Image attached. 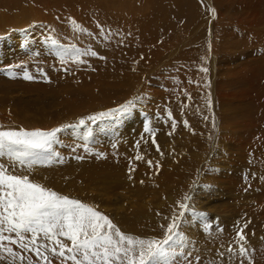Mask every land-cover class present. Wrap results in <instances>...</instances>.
I'll use <instances>...</instances> for the list:
<instances>
[{
  "label": "rangeland",
  "instance_id": "1",
  "mask_svg": "<svg viewBox=\"0 0 264 264\" xmlns=\"http://www.w3.org/2000/svg\"><path fill=\"white\" fill-rule=\"evenodd\" d=\"M19 14L20 24L11 20ZM73 20L93 35L74 32ZM0 25V129L73 125L56 134L50 162L15 174L141 239H162L161 225L190 196L196 214L181 225L184 255L169 264H187L188 253L192 264L197 256L200 264H241L228 246L238 252L242 227L252 264H264V0H0ZM64 45L98 55L62 64L55 52ZM129 100L142 117L133 130L118 131L130 125L122 115L86 119ZM212 177L219 190L208 211L197 187Z\"/></svg>",
  "mask_w": 264,
  "mask_h": 264
},
{
  "label": "snow or ice",
  "instance_id": "2",
  "mask_svg": "<svg viewBox=\"0 0 264 264\" xmlns=\"http://www.w3.org/2000/svg\"><path fill=\"white\" fill-rule=\"evenodd\" d=\"M71 22L74 32L93 35L74 20ZM98 27L103 32L102 26ZM48 39L52 45H59L57 39ZM55 55L63 64L67 62L66 57L79 63L82 62V55L95 57L98 53L91 48L81 51L75 45H64L57 48ZM201 70L205 73L208 71L207 68ZM39 71L45 75L42 69ZM23 78L32 80L33 76L25 71ZM134 107V101L129 100L118 108L96 113L86 119L96 123L104 118L121 116ZM168 118L172 119L171 112ZM85 122V118H81L78 124L84 125ZM184 125L188 126L187 120ZM65 127L73 125H61L48 131L22 127L0 129V159H7V163L0 162V260L7 264H54V261L58 264H169L170 257L184 255L186 234L181 230V225L187 213L196 214L189 203L190 196L178 201L179 212L174 211L167 225H161L164 231L162 239H141L123 233L107 215L80 200L32 182L27 175L15 174L17 167L31 169L34 164L45 160L50 162L57 156L50 149L56 134ZM175 127L176 121L172 120L173 130ZM144 132L155 136L148 122L144 124ZM152 144L159 151L155 138ZM136 147L139 148V141ZM135 159L141 160L143 157L137 153ZM148 164L152 166V161L149 160ZM209 227V224H204L205 230ZM246 240L244 228H239L236 232L238 252L231 244L228 252L238 254L242 258L241 264L244 259L252 264L245 247ZM65 241H70V244ZM178 249L181 251L178 252ZM223 255L221 252L220 256ZM188 257L187 264H192L190 253ZM195 262L200 264L199 256L195 257Z\"/></svg>",
  "mask_w": 264,
  "mask_h": 264
},
{
  "label": "bare ground",
  "instance_id": "3",
  "mask_svg": "<svg viewBox=\"0 0 264 264\" xmlns=\"http://www.w3.org/2000/svg\"><path fill=\"white\" fill-rule=\"evenodd\" d=\"M40 15V14H39ZM28 16H29V14H28ZM40 17V16H39ZM9 18V17H8ZM7 18V19H8ZM20 18H22L21 17V15L19 14V17H17V18H12L11 20H16V22H18V24H20L21 23V19ZM41 19V18H40ZM46 20V19H45ZM23 21V20H22ZM2 22V21H1ZM48 22V21H47ZM13 23V22H12ZM46 23V22H45ZM6 24H7V22H6ZM32 24V23H31ZM16 25V24H15ZM34 25V24H33ZM32 25V26H33ZM45 25V24H44ZM1 26V25H0ZM57 26H59V25H57ZM1 27H3V25L1 26ZM26 27V26H25ZM30 27V26H29ZM50 27V26H49ZM48 27V28H49ZM6 28V27H5ZM36 30L35 29V27L33 26V27H30V29H29V32L31 31V30ZM38 29V28H37ZM42 30H44L43 28H42ZM22 31V30H21ZM40 31V30H39ZM49 31V30H48ZM51 31V30H50ZM35 32V31H34ZM54 32V31H53ZM38 33V32H37ZM36 33V34H37ZM44 33V32H43ZM3 34V33H2ZM35 34V35H36ZM40 34V33H39ZM45 34V33H44ZM54 34H56V33H54ZM52 35V34H51ZM5 36H7V35H5ZM13 36L14 37H23L24 38V36H22L21 35V33H14L13 34ZM33 36V35H32ZM35 37V36H34ZM40 37V36H39ZM54 37V36H53ZM5 38V37H4ZM36 38V37H35ZM41 38V37H40ZM17 39V38H16ZM20 39V38H19ZM28 39V38H27ZM42 39V38H41ZM21 40V39H20ZM24 40V39H23ZM17 41V40H16ZM1 42H2V40H1ZM18 42V41H17ZM30 42V41H29ZM13 43H14V41H13ZM12 43V44H13ZM24 43V42H23ZM3 44V43H2ZM4 45V44H3ZM18 45V44H17ZM21 45H22V43H21ZM27 45V44H26ZM34 45H36V46H30V49L31 50H37V49H39L38 48V43H36V44H34ZM24 46V45H23ZM12 47V46H11ZM21 47V46H20ZM19 47V48H20ZM26 47V46H25ZM24 48V47H23ZM29 48V47H28ZM14 49H15V47H14ZM4 51V50H3ZM9 51V50H8ZM18 51V50H17ZM16 51V52H17ZM26 51V50H25ZM15 52V51H14ZM15 52V53H16ZM22 52V51H21ZM10 53H12V52H10ZM27 53V52H26ZM42 53V52H41ZM19 54V53H18ZM30 54H32V53H30ZM29 54V55H30ZM17 56V55H16ZM15 56V57H16ZM24 56V55H23ZM28 56V55H27ZM14 57V56H13ZM14 57V58H15ZM41 57H42V55H41ZM10 58H12V57H10ZM10 58H8V60L10 59ZM4 59V58H3ZM11 60V59H10ZM1 61V60H0ZM129 114H130V116H129ZM124 118H125V121L124 122H130V125H129V123H127L126 125H122V127H121V129H118V131H120V133H122L123 134V132L126 130V129H129V127H135L136 126V124H137V122L142 118L141 117V115H140V111H138V110H132V111H129V112H127V113H125V114H123L122 115ZM135 122V123H134ZM133 127H132V130H133ZM117 130L116 129H113L112 130V132H111V134L110 135H113L115 132H116ZM110 133V132H109ZM214 163V160L212 159V163H211V165ZM214 169V168H213ZM220 170V169H219ZM116 174V173H115ZM110 178V177H109ZM216 181H217V179H216ZM208 182H210V183H207V184H209L207 187H206V189L204 190L203 188H202V186H198L197 188H199L200 190H201V194H200V196L203 198V200L202 201H199L198 203L200 204V205H202L203 207H206V209L208 208V211H209V209L211 208V207H209L208 206V204H211V203H213L217 198V195L218 194H216L215 193V191L217 192L218 190H219V187H218V185H215V181H214V177H212L211 178V180H210V178H208ZM214 190V191H213ZM91 191V190H90ZM90 191H88V192H90ZM117 200V199H116ZM109 210H110V208H109ZM118 210V209H117ZM112 211V210H111ZM207 211V214L208 213H210V212H208ZM118 212V211H117ZM117 212H115V213H117Z\"/></svg>",
  "mask_w": 264,
  "mask_h": 264
}]
</instances>
